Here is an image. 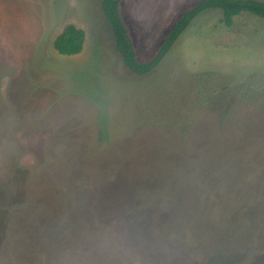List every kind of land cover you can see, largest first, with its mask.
Here are the masks:
<instances>
[{
    "label": "rangeland",
    "instance_id": "1",
    "mask_svg": "<svg viewBox=\"0 0 264 264\" xmlns=\"http://www.w3.org/2000/svg\"><path fill=\"white\" fill-rule=\"evenodd\" d=\"M201 1L121 0L138 61ZM222 18L136 73L102 0H0V264H264V19Z\"/></svg>",
    "mask_w": 264,
    "mask_h": 264
},
{
    "label": "trees",
    "instance_id": "2",
    "mask_svg": "<svg viewBox=\"0 0 264 264\" xmlns=\"http://www.w3.org/2000/svg\"><path fill=\"white\" fill-rule=\"evenodd\" d=\"M120 4L121 0H102V8L112 27L116 47L125 64L136 73H146L154 69L164 59L176 39L190 25L192 20L208 9L221 10L222 21L228 27L234 24L235 18L246 12L264 19V2L256 0H203L188 9L176 21L168 37L151 60L139 62L120 14ZM85 38L84 30L70 24L57 36L54 45L58 52L63 55H75L83 49Z\"/></svg>",
    "mask_w": 264,
    "mask_h": 264
}]
</instances>
